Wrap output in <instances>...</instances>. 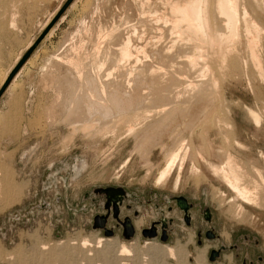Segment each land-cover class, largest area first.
<instances>
[{
  "label": "rangeland",
  "instance_id": "rangeland-1",
  "mask_svg": "<svg viewBox=\"0 0 264 264\" xmlns=\"http://www.w3.org/2000/svg\"><path fill=\"white\" fill-rule=\"evenodd\" d=\"M0 1L1 79L2 63L13 61L30 44L64 0ZM158 1L73 0L64 21L46 33L28 78L26 109L34 118L26 125L35 128V136L26 138L8 183L0 186V264H241L243 257L264 264V68L262 79L253 82L247 79L253 73L249 66H244L247 77L243 66L238 76H227L224 84H232L228 102H218L206 119L180 118L164 128L155 126L153 118L137 134H125L122 124L109 121L104 128L94 113V125L84 129L91 84L102 80L110 66L106 59L100 67L104 51L119 30L137 23L142 10ZM262 60L264 67V50ZM184 139L190 145L185 157L181 153L184 161L176 162L166 181L156 183ZM228 152L251 165L250 179L242 181L255 192L251 204L237 200L214 170ZM116 189L123 194L118 216L129 215L134 225L129 236L104 206L108 190ZM177 196L188 203V221ZM96 214L107 215L105 226L112 234L93 225ZM153 220L159 221L154 227L165 221V239L161 228L154 236L141 233ZM206 228L215 235L206 236ZM211 248L220 250L214 259L209 258ZM258 254L262 259L257 260Z\"/></svg>",
  "mask_w": 264,
  "mask_h": 264
},
{
  "label": "bare ground",
  "instance_id": "bare-ground-1",
  "mask_svg": "<svg viewBox=\"0 0 264 264\" xmlns=\"http://www.w3.org/2000/svg\"><path fill=\"white\" fill-rule=\"evenodd\" d=\"M147 4L151 5V2ZM157 4L152 9H143L137 23L119 30L115 41L104 51L106 57L100 67L106 66V59L110 66L106 72L103 71L102 80H95L96 85L94 82L91 84L89 100L83 110L85 115L82 116L85 130L94 125V113L100 115L104 128L107 122L117 126L122 124L128 134H137L136 130L143 129L153 118L158 122L155 126L164 128L177 123L180 118H189L191 122L202 116L206 119L214 115L218 102L222 105L228 102L232 84L230 87L224 84L227 76H238L236 74L241 66H249L248 69L253 72L251 76L245 74V67L242 68L245 77H249L247 79L253 82L261 77L264 68V0H159ZM105 39L106 36L98 41L97 48ZM257 85L254 82V86ZM248 111L259 118L251 108ZM189 151L190 145L184 139L166 160L156 183L166 181L176 162L180 159L184 161ZM242 161L228 152L222 164L214 170L222 175L237 200L251 204L255 192L242 183L250 179L251 165ZM253 180L257 187L258 180ZM108 193L109 196H122L118 189L108 190ZM121 200L116 199L119 203ZM162 224H165L163 220L155 226L156 230ZM99 254L104 255V252L99 251Z\"/></svg>",
  "mask_w": 264,
  "mask_h": 264
},
{
  "label": "crops",
  "instance_id": "crops-1",
  "mask_svg": "<svg viewBox=\"0 0 264 264\" xmlns=\"http://www.w3.org/2000/svg\"><path fill=\"white\" fill-rule=\"evenodd\" d=\"M60 5L56 7L55 11L39 28L37 33L32 37L31 42L43 29L45 24L50 20ZM71 5L72 2L69 6ZM69 6L64 10L58 21L52 26L54 31L67 17L69 11H67V9ZM46 35L39 42L36 49L33 50L0 95V186L8 183L9 170L15 168L18 155L25 149L26 138L30 139L35 136V128L31 127V125H26V121L34 118L33 113H27L26 109V106L28 105L27 99L30 95V90L28 89V78L33 74L35 67L38 65L39 59L42 55V52L40 51L42 50L41 46L45 41L44 39H46ZM51 35L52 33L50 36ZM27 47L28 46L26 45L13 61H6L2 63V68L5 69L3 76L8 74L9 70L13 67ZM2 77L0 79L1 81ZM1 81L0 85L3 82ZM14 179L17 182L19 181L16 177H14ZM2 210L3 209L1 208L0 211Z\"/></svg>",
  "mask_w": 264,
  "mask_h": 264
},
{
  "label": "water",
  "instance_id": "water-1",
  "mask_svg": "<svg viewBox=\"0 0 264 264\" xmlns=\"http://www.w3.org/2000/svg\"><path fill=\"white\" fill-rule=\"evenodd\" d=\"M73 0H64L62 4L59 6V8L56 10V12L53 14V16L50 18V20L45 24L43 29L38 33V35L33 39V41L28 45V47L25 49V51L21 54L19 59L16 61V63L13 65V67L9 70L8 74L6 75L5 79L3 80L2 84L0 85V95L4 91L5 87L9 84L10 80L14 77V75L17 73V71L20 69V67L23 65V63L27 60V58L30 56V54L33 52V50L37 47L39 42L43 39V37L46 35V33L50 30V28L56 23V21L61 17L63 14L64 10L69 6V4ZM122 196H117V195H111L109 196V193L107 194L105 204L104 206L107 209V213L111 210V213L114 217L118 219V221L122 224L123 226V234L125 236L132 235L134 233V225L130 221V216L126 215L124 216L123 219H120L118 216L119 213V202L116 201V199H122ZM177 203L184 208L185 210V215L184 218L186 221H188V213L186 212L187 208V201L184 196H177ZM181 199V203L178 202V200ZM120 201V200H119ZM106 213V214H107ZM106 214H96L94 216V226H101L104 228V233L106 235L112 234L113 229L106 227L105 222H106ZM165 219V218H163ZM159 222L158 220H156ZM153 220L152 224L149 225L148 227H144L141 229V233L143 235L147 236H154L157 234V230L154 227V223L156 222ZM165 222V221H164ZM212 233L206 232V236L210 237ZM167 237V231H166V225L162 224L161 227V234L160 238L165 239ZM219 249L217 248H211L209 252V258L214 259L218 255Z\"/></svg>",
  "mask_w": 264,
  "mask_h": 264
},
{
  "label": "flooded vegetation",
  "instance_id": "flooded-vegetation-1",
  "mask_svg": "<svg viewBox=\"0 0 264 264\" xmlns=\"http://www.w3.org/2000/svg\"><path fill=\"white\" fill-rule=\"evenodd\" d=\"M123 198V197H122ZM176 200V202H177V199H175ZM119 211H120V209H119ZM185 215V213L183 212V216ZM189 216V215H188ZM120 223V222H119ZM156 224H158V223H156ZM118 225H121V227L123 228V226H122V224L120 223V224H118ZM121 228V229H122ZM123 230V229H122ZM159 231V229L157 230V232ZM208 231V233H212V235L210 236V237H213L215 234H214V232H213V230H211V229H208V228H206L205 230H204V234L206 235V232ZM220 254V250H219V252H218V255ZM260 259H262V256L261 255H257V260H260ZM241 264H253V259H251V258H248V259H246V258H242V260H241Z\"/></svg>",
  "mask_w": 264,
  "mask_h": 264
}]
</instances>
